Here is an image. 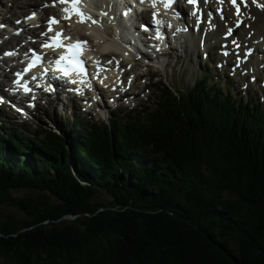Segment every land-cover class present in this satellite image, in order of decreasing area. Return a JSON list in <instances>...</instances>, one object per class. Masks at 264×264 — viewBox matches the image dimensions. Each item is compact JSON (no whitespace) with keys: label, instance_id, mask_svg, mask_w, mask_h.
<instances>
[{"label":"trees","instance_id":"obj_1","mask_svg":"<svg viewBox=\"0 0 264 264\" xmlns=\"http://www.w3.org/2000/svg\"><path fill=\"white\" fill-rule=\"evenodd\" d=\"M206 95L165 98L148 124L79 123L72 154L46 131L38 145L11 131L0 203L27 219L0 222V264H264V114ZM95 191L109 203L91 206Z\"/></svg>","mask_w":264,"mask_h":264},{"label":"bare ground","instance_id":"obj_2","mask_svg":"<svg viewBox=\"0 0 264 264\" xmlns=\"http://www.w3.org/2000/svg\"><path fill=\"white\" fill-rule=\"evenodd\" d=\"M20 1L19 3H16L17 0L15 1L16 5L13 6V9H19L22 6H27L29 5V0H18ZM103 2V3H102ZM102 3V4H101ZM186 5H185V4ZM239 3V0H238ZM257 4H264V0H257ZM257 4L252 3V0H247V7H244L243 5H241V12L242 15L239 18L240 20L243 21V23H241L240 27L236 28L235 24L237 21V17L235 16V9L233 8V6L227 2V0H225V3L222 5L224 12H223V16L224 19L220 18V15L218 16L217 14L213 13V10L216 11L218 9V4L217 0H210V4L206 5L205 3H203L200 7L202 9L201 13H202V22H198V26H192V29L194 31V35H182L183 37H175V46H176V50H178L179 48V41L187 43L189 45V48L191 49V53L189 55L188 58V64H189V71L190 74L191 73H196L198 74L200 72V70H194V72H192V67H193V59L195 57V55H197V53L199 54L198 51H202V49L207 48L208 46L210 47L211 44L214 43H218L220 42L221 44L223 43H227L229 42V39L225 40L224 39V34L227 33V29L229 27L233 28V33L230 37L231 40L235 39L239 44H240V55L242 56V58L244 59V54L246 52H251L254 51V53L258 52H263L264 49V9H262L261 7H258ZM103 5V6H102ZM180 7L178 6V4H176V10H179V8H182V10H187L188 7L189 8H193L192 6L187 5L186 0H181L179 2ZM22 7V8H23ZM115 2L112 1H103V0H96V5H95V12L98 14L97 16H92L93 19H96L98 21L97 24H92L90 21L86 22V23H77L76 20L77 18L74 16V22L77 24V27L83 28L82 33L84 34H91V36L93 37V42L95 43L94 49L96 48L95 52H97V54H101L104 55L105 57H107L108 55H112V57L115 58L114 60V66H113V70L110 72L109 71V66H107V64L104 62L103 58H101V60L98 61V57H94L92 59V61H89L90 64H92V66L95 67V69L98 70V78L101 80V82H109L110 84L116 83L117 80L115 77L117 76H112V74L114 75L115 72V65L116 67H118V75L121 76L123 72L120 69V66L124 65V61L121 58H126L124 55H126V51L122 50L121 48V42H124V37H119L116 40H112L114 38L113 35V31L111 29V26L113 25V23L117 24V29L122 28L124 29L125 35L126 34H131V32L133 33V27L135 26H131V24H134V18L131 15V13H122V12H117V7H115ZM213 7V9H211ZM194 9V8H193ZM190 10V9H188ZM128 11V10H127ZM211 12L212 13V22L214 24L213 28H209L208 25V13ZM15 13V11H14ZM20 14H22V12H19ZM32 12H29L27 14H31ZM88 14L91 15L90 12H88ZM117 17H120L119 19H117ZM160 20L163 22V29L168 27L167 25V21H165L164 18H161V16H159ZM112 21V23L108 24L107 21ZM26 21L27 18H26ZM206 22V23H205ZM30 24V23H29ZM179 25V24H178ZM129 26L131 28H129ZM181 26L184 28V31L187 32L189 30H187V28H189L188 26H186L184 23L181 24ZM26 25L24 27L23 33L27 36H29V34L31 33V31L29 30V27ZM26 28V30H25ZM178 29H180V25L177 26ZM223 31V34L221 35V32ZM136 33V31H135ZM78 34L76 33H72V34H68L67 36H72ZM134 34V33H133ZM14 36V35H13ZM182 38V39H181ZM17 37L14 36V40H16ZM202 41L204 43V47L201 49V47L199 46V42ZM11 44V43H9ZM136 47L138 48V50H142L141 49V44L140 43H135ZM222 50H227V49H222ZM6 50L3 51V53ZM251 55H248L245 63L241 65L240 69H243V67H245L246 65L251 64L252 69L254 70V66L255 64H253V62L251 61ZM111 59V56L109 57ZM20 61V58H13V57H0V62H3L6 67L11 70L12 68H17L18 66V62ZM99 62V63H97ZM117 62H119L117 64ZM88 64L87 67L92 70L94 72V74L92 73V76L90 75V77L92 78V80L94 79V77H97V73L94 71L95 69ZM143 67V66H141ZM259 70V69H256ZM18 71V69H14L13 73ZM10 72V71H9ZM52 75H55L56 72L51 73ZM5 77V76H3ZM14 78V77H13ZM110 78V79H108ZM191 79V77H190ZM28 79L27 78H22L20 85H22L23 83H25ZM99 80V82H100ZM91 83V82H90ZM98 83V82H97ZM90 89H92V83L90 84ZM99 85H101V83H98L97 85V90H101L99 88ZM207 85L209 86L210 83H207ZM88 86V84L86 85ZM89 89V87H88ZM107 89V86H106ZM96 90V89H95ZM96 90V91H97ZM58 93H64L61 90H57ZM89 92V91H88ZM43 95V93H41ZM90 96V93H88V96ZM54 106H61L55 108L53 111L56 112L57 114L59 113H63L64 111H66L67 109H64V103L59 99V94L56 95V100L54 101ZM91 107V106H90ZM89 107V108H90ZM109 114H112V110L111 108H109ZM110 117V115H109ZM115 118V117H114ZM112 118V120L114 119ZM111 120V121H112ZM111 121L107 120L106 121V125H108L109 123H111ZM5 263V262H4Z\"/></svg>","mask_w":264,"mask_h":264},{"label":"rangeland","instance_id":"obj_3","mask_svg":"<svg viewBox=\"0 0 264 264\" xmlns=\"http://www.w3.org/2000/svg\"><path fill=\"white\" fill-rule=\"evenodd\" d=\"M19 2L20 1L17 0L16 3H19ZM35 2L36 3L34 5H30V3H29V5H27V6H24V7L22 6L23 8L21 7L19 9L12 10L14 5L11 2V0H0V18L5 19V21H7V20L13 21V20H16V19L26 15L27 12H29L33 7L43 5V0H35ZM14 11H15V13H14ZM19 12H22V14H20ZM34 12H36V10H34ZM9 15H11V16L9 17ZM4 23H6V22H4ZM7 48H11V47L3 45V47L0 48L1 49L0 57H2V55H3L2 51L4 49H7ZM190 53H191L190 49H187L185 53L181 52V50L178 49V50H174L172 52V55L170 58H168V59L162 58L161 59L162 63L160 62V65H157L161 69H157L158 72L156 71L154 75H152V73H151L153 69H150V72L148 73V75H150L151 77H153V76L155 77V79L152 80L149 85H146L144 87V89H142L141 87L143 86V84L145 82L147 83V79H145V80L140 79L137 82L135 87H137L139 89V91L141 90L142 95L137 94V97L133 101L129 102V106L136 104L135 108L138 109L139 111H141L142 106H145V104L142 105V102H145V101L151 102V100H153L155 103L156 98L160 100V97L159 96L156 97V93H155L157 85H158V87L160 85L164 86V88L162 89V93L163 92H165V93L172 92V93L176 94V92H180V90L188 91L189 89H191V87L194 83L196 73L190 74V71H189L188 58H189ZM263 53L264 52H261V55L264 56ZM199 57H200V53L199 54L197 53V55H195V57L193 59L192 72H194V70L196 71L199 68V64H198ZM129 59H130V57H129ZM167 62H168V66L163 68L164 64ZM12 69H14V68H12ZM135 71H137V72L134 74L145 73L146 68L144 66L143 67H137V69ZM147 72H148V70H147ZM217 72H218V74L224 75L223 70H217ZM254 72H255L254 75L259 74L258 71H256V69ZM261 74L264 75V70L262 71ZM190 77H191V79H190ZM236 79L237 78H233V79H231V81L234 84L233 91L235 93H238L239 96H242L245 98L247 96V94H250L252 97L254 95L253 92L258 91L257 86H255L253 84L250 85L249 91H247V92L240 91L239 90L240 85L237 84ZM246 81H247V78H246ZM240 84H241V82H240ZM136 90H134V92H136ZM194 94H196V93H194ZM193 97H190V100L192 101V103L194 100ZM188 101H189V99H188ZM178 102H180L181 107H184L183 106V104L185 103L184 98H181V100H179ZM178 102L173 104V106H169V107H171V109L172 108L177 109L178 107H180ZM118 106L125 107V106H127V104L124 102H120V103H118ZM58 107L62 108L61 106H58ZM186 108H188V107H186ZM44 111L47 113L51 112V113L57 114L56 112L52 111L51 108L48 109V108L44 107L42 103H40L39 109L36 112V116L40 117V121L35 122L34 120L33 121L29 120L30 126L26 130L27 134L35 136L36 139H34L33 142L36 143L37 145H38V142H40V143L46 142L43 134H37L36 133L37 131H38V133H44L43 129L45 128V126H47L48 129L53 130V120H52V118L46 119V117L43 116V114H45ZM79 112H81V111H79ZM0 113H4L5 115H8L7 111L4 109H0ZM116 113H118L120 117H123L127 113V111L122 109L120 112H116ZM129 114L131 115V113H129ZM57 115L61 116L59 114H57ZM136 115H138V114H136ZM65 117H68V116L66 115ZM15 120H18V119L16 118ZM140 121L144 124L149 123V119L146 117V114H144V113H142L140 115ZM15 122H18V121H15ZM71 127H73V126H71ZM71 127H66V129L71 128ZM92 130L95 131L94 129H92ZM100 142H102V141L100 140ZM64 145L67 147V150L70 152V154L75 152L74 150L70 151L71 148L69 149V147L66 143H64ZM41 153H43V152H41ZM31 168L34 169V167H31ZM32 191H33V189L11 191L10 196L8 197L9 198L8 200L18 199V198L25 199L27 195L33 196ZM109 195L110 194L108 192H104V194H102L99 191H95V192L91 193L89 202L92 204L91 206H94L97 203L98 204H108L110 201V197H108ZM7 215H11V216L14 215L16 217V219L19 221H21L20 219H22V218L27 219L26 216H24V213L20 212L19 209L13 207L12 205L0 203V222H3ZM65 219L70 222L73 218L67 216Z\"/></svg>","mask_w":264,"mask_h":264},{"label":"snow or ice","instance_id":"obj_4","mask_svg":"<svg viewBox=\"0 0 264 264\" xmlns=\"http://www.w3.org/2000/svg\"><path fill=\"white\" fill-rule=\"evenodd\" d=\"M141 3H145L146 0H140ZM147 2L150 3V6L152 9H154L153 11V21L154 23L159 26L161 25L163 22L158 19L157 17L159 16V11H158V5L162 4V6L164 7L165 10H169L172 9V6L177 3V0H147ZM205 3H208V0H204ZM228 3H230L233 8L235 9V16L237 17V21L235 24V27L238 28L240 27L241 23H243L242 20H240L239 18L242 15L241 12V5H243L244 7H247V0H227ZM56 3H62V4H66L68 5L67 7H64L62 9L63 13L65 14L62 18L65 20H71L73 16H75L77 18L76 22L77 23H86V22H91L92 24H97L98 21L96 19H93L92 16L90 14H88L84 8H83V3L84 0H53V7L56 5ZM188 4H191L194 6V9L191 13V15L197 17V21L198 22H202V13L201 10L199 8V0H187ZM217 3L220 5H223L225 3V0H217ZM252 3L257 4V0H252ZM47 6V5H45ZM258 7H261L262 9H264V4H257ZM223 12L224 9L218 8L217 9V13L220 15L221 19H224L223 16ZM179 14L177 13V16ZM35 12H33L29 17H27V19H35ZM17 23H20L19 21ZM48 28L47 31L45 33H42V36H47L48 32H52L53 31V25H58L60 23V20L57 19L56 17H50L48 20ZM208 25L209 28H213L214 24L212 22V13L209 12L208 13ZM171 25H169L170 27ZM0 27H3V25H0ZM144 30H148L147 26H143ZM184 29H177V32L182 31ZM233 33V28L229 27L227 29V33L226 36H231ZM18 34V33H17ZM156 39L160 40L162 39V35L160 32L159 27L156 28ZM64 41H72V38L70 36H65L64 35V29L61 28L60 31H57L55 33L54 36L49 37V42H46L45 44H43L41 47L42 48H65L67 50V55H61L58 59H56L53 63L55 65V68L57 71L63 73L64 75H68V72L71 70L76 71L78 74H81L83 76L87 75V69L84 67V63L85 61L82 59V53L83 50L87 49V45L88 42L87 41H81V40H75L74 42H70L65 44ZM232 44L235 46V48H240V44L233 39L232 40ZM159 50V49H157ZM32 51V59L31 62L27 65V67L23 70L24 73H27L28 71H30L33 67H35L39 62H41L42 57L40 55H37L35 53L34 50H30ZM15 52H6L5 55L6 56H12L15 55ZM225 56L229 55V53L227 51H225L223 53ZM250 51L246 52L244 54V59L247 58L248 55H250ZM242 62V58L237 55V63H236V67H239V64ZM99 63V62H97ZM109 63H112V61H109ZM119 62H117L118 64ZM47 71V70H45ZM16 76L18 77V79L15 81V83L17 85H20L21 79L23 78L22 73H16ZM33 80L36 79V77H32ZM71 83H76L75 80L71 81ZM131 83V80H129V84ZM23 87V90L27 93L30 92L31 89L29 88L28 84L25 83L23 85H21ZM123 90V89H122ZM76 91L78 93L81 92V89L77 88ZM2 102V101H0Z\"/></svg>","mask_w":264,"mask_h":264},{"label":"water","instance_id":"obj_5","mask_svg":"<svg viewBox=\"0 0 264 264\" xmlns=\"http://www.w3.org/2000/svg\"><path fill=\"white\" fill-rule=\"evenodd\" d=\"M21 159H24V157L23 158H21ZM91 193V192H90ZM92 205V204H91ZM100 211V210H99ZM70 217V216H69ZM73 218V217H72Z\"/></svg>","mask_w":264,"mask_h":264}]
</instances>
